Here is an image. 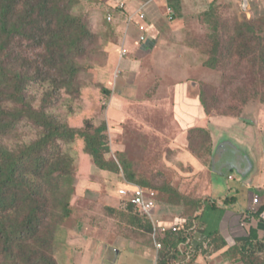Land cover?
<instances>
[{
	"label": "rangeland",
	"instance_id": "obj_1",
	"mask_svg": "<svg viewBox=\"0 0 264 264\" xmlns=\"http://www.w3.org/2000/svg\"><path fill=\"white\" fill-rule=\"evenodd\" d=\"M121 1L126 3L125 15L127 11H146L150 16L160 35L155 53L130 54L125 15L116 17L119 10L108 9V0H60L64 10L87 25L90 36L75 48L67 74L53 71L45 83L29 81L22 91L36 112L46 113L49 134L56 137L63 132L65 138H55L40 152L45 167L29 184L33 194L29 206L16 208L21 232L14 234L13 248L0 241V264H82L87 248L82 237L99 239L93 234L97 227L104 229L100 223L106 229L127 232L128 239H137L155 251L153 234L145 227L151 222L130 209L128 199L119 195L129 183L127 174L134 177L130 184L156 193L159 210L155 223L163 226L172 221L180 227L183 219L191 221L203 209V202L232 207L244 198L247 201L251 186L253 197L264 204V185L260 184L264 175L243 171L246 152L237 146L249 142L254 134L264 136V124L252 131L250 125L233 120L264 114V23L259 27L264 0H181L178 15L167 10L168 0H155L163 3L157 9L154 0ZM108 14L114 18L112 24L106 21ZM246 21L254 33H246ZM135 30L138 36L134 39L141 33L137 23L132 24L131 34ZM14 41V54L20 58H37L40 53L30 50L26 41ZM211 59L213 68L206 65ZM19 62L15 60L9 69L19 72ZM176 88L199 96L210 115L232 119L211 126L213 138L201 125L183 130L173 119ZM117 89L128 96L126 110L132 116H125L123 109L118 115L112 113ZM250 103L255 104L248 110L253 114L243 115V107ZM2 106L7 109L10 102ZM22 119L16 135L11 141L5 139L6 144L27 145L43 137V127ZM99 128L102 132L97 137ZM183 134L186 141L180 139ZM94 137L102 143L104 160L116 163L119 171L103 170L94 161L88 150ZM252 157L254 165L262 158L257 151ZM229 172L235 176L233 181ZM240 174H246L245 184L250 187L241 183ZM230 199L236 203L227 205L225 201ZM25 223L32 227L26 230ZM75 223L80 229L76 230ZM186 229L190 228H181ZM187 241L180 243L181 252L188 247ZM242 243L236 240L235 244ZM252 251H257V263L264 262V248L256 243L245 250L246 264H254ZM115 261L114 254L106 264H117Z\"/></svg>",
	"mask_w": 264,
	"mask_h": 264
},
{
	"label": "trees",
	"instance_id": "obj_2",
	"mask_svg": "<svg viewBox=\"0 0 264 264\" xmlns=\"http://www.w3.org/2000/svg\"><path fill=\"white\" fill-rule=\"evenodd\" d=\"M167 4L174 15L180 13V9H182L180 7L182 6L181 0H168ZM61 5L60 0H0V241H3L8 249L14 246V234L21 232V228H17L19 212L16 208L22 206L24 210L29 206L33 196L29 184L45 167L46 159L40 152L55 138L61 141H64L65 138L63 132H57L56 137L49 134L51 131L46 121V113L36 112L26 101L22 91L29 81L45 83L48 77L51 78L53 71L59 70L61 72L62 70L67 74L71 62L70 58L75 48L83 46L84 40L90 36L87 25L70 14L67 8L64 10ZM261 23H264V18L259 21L260 28ZM245 26L247 28L246 33L255 32L252 24L248 21H246ZM15 38L26 41L30 50L39 51L37 58L23 59L19 55H15L14 48L17 43L14 41ZM15 60L18 62L21 60L19 62L20 71L17 73L9 69ZM206 65L211 68L215 67L214 60L211 59ZM8 102H10V107L3 109L2 106V110L1 103ZM202 104L207 114L210 115L205 103L202 102ZM22 118L34 121L37 126L43 127L45 132L43 137L27 145L6 144L5 139L11 141L12 136L16 135L15 131L22 122ZM96 131L98 137L102 128ZM69 132L72 133L70 129ZM97 137L92 139L93 147H88V150H91L88 153L94 161L96 159V163L101 169L119 171L116 163L104 160L102 143L97 141ZM97 144L98 146H96ZM123 166L124 173H128L127 165L123 164ZM30 173L33 174L31 178L28 177ZM127 177L129 183H132L134 177L130 174H127ZM21 188L24 191L22 194H20ZM145 190L150 191L149 189ZM255 197H253L252 203L256 210L249 211L248 215L252 219L259 220L260 227L264 228V204L261 205L259 202L260 205L255 206ZM127 199L129 208H134L129 202L130 199L128 197ZM225 203L227 205L234 204L236 199H230ZM203 204L212 209H218L216 203L209 205L203 202ZM246 222L247 224L250 223L249 219H246ZM151 223H146L145 227L152 235L154 227ZM190 225V221L186 219L180 223L183 229L185 227L190 228ZM22 226L26 230L32 227L27 223L22 224ZM195 233L188 229L177 232L168 230L166 238L163 240L158 264H174L179 260L180 264H193L195 260L192 250L195 249ZM187 240H190L186 244L188 247L184 249V252H181L179 244ZM263 240L264 236H259L258 229L251 226L249 236L240 239V242L243 241L240 245L242 251L239 244L231 246L223 237L221 239L214 238L213 243L216 249L228 246L226 252L228 255L239 257L242 254L239 259L245 261L244 256L247 255L248 257L245 250L252 249L256 243L262 244V248H264ZM199 246L196 247L199 248ZM255 252L252 251L254 264H264V262L257 263L254 260V258H258ZM239 259L236 258V260Z\"/></svg>",
	"mask_w": 264,
	"mask_h": 264
},
{
	"label": "crops",
	"instance_id": "obj_3",
	"mask_svg": "<svg viewBox=\"0 0 264 264\" xmlns=\"http://www.w3.org/2000/svg\"><path fill=\"white\" fill-rule=\"evenodd\" d=\"M139 3L140 2H137V4ZM153 3H155V0ZM155 4L156 5H154V8L157 9L159 4H163V3H155ZM147 5L150 6L151 4L147 3ZM141 6L142 5H140L139 9L142 10ZM132 10H134V8H132ZM167 10H169L171 14V10L169 9V7ZM147 12L148 14H150V9H147ZM115 13H117V11ZM126 14L127 15L125 16H128L129 14L131 16H135V20H136V14H137L136 12L127 11ZM147 16L148 15H146V17ZM116 17L122 18V13L118 12L116 14ZM132 18L134 19V17ZM148 21L149 23L153 24L152 20L150 19V16H148ZM133 23L134 22L130 24H126L124 22L126 26L125 30H127L126 33L128 35L127 48L129 52H131L130 54L136 52H138L137 54H139V52L142 54H144V52L155 53L159 46L158 39L160 36L159 31L156 29L155 25L153 24L152 26L154 27L148 28V32L144 33L147 36V40L145 42H141L140 37L142 36V33H140V36L136 39H134V37L138 36L137 31L135 30L131 34V27ZM124 58L125 57L121 59L123 60L122 64H125ZM116 62H117V57L115 63ZM127 65L129 66L130 64L128 63ZM172 96H173V101L176 105L173 109V119L175 124L178 127L179 126L182 127L183 130L186 129L188 130V128L192 129L195 128V126L201 125L203 126V128L207 129L210 132L212 137L214 132H212L213 130L211 129V126H215L217 122H222L223 119H232L230 117L228 118V117L208 115L205 108H203L204 106L202 105L201 98L197 95L196 96L189 95V93L184 89L182 90L178 88L177 90L176 88L173 91ZM127 97H128L127 95H124L122 91H118L117 89L115 95L116 102L115 104L112 105L113 108H111L112 113L118 115V112L122 111V109L125 110V112H127L126 108H129L128 107L129 102L127 100L128 99ZM144 103L148 104L149 102H144ZM254 105L250 103L249 105L243 107V111H242L243 115L253 114L251 113V111L248 110L251 108L250 106H254ZM258 111L260 113L261 111H263V109L262 110L258 109ZM132 115L128 114V112L125 114V116L128 117ZM262 116H264V114H262ZM262 116L259 117L258 114L257 115L253 114V118H250L251 121L253 122L251 124L242 121L239 118L238 119L233 118V120H237L239 122L248 124L250 125L249 128L252 131H255V128H257L261 124L262 125L264 124V120L263 118H261ZM217 125L220 126V124ZM250 133L248 135H250ZM223 135L221 137H224ZM256 135L257 134H254V136L250 135L253 137L251 139H248L249 142L246 143L241 141L237 143V146L240 147L241 150L246 152V154H248L246 155L245 153H243L245 156V160L247 161V164L243 166L244 167L243 171L253 173V176L255 175L258 177L262 174L264 175V154H263L264 136L262 135V137L261 136L256 137ZM185 138L186 137L184 134L180 136V139L181 140L183 139V141L184 140L186 141ZM228 139H230V137H228ZM215 142L216 139L213 141V143ZM256 151L259 153V155L262 156V158L260 161H257L256 165H254L252 156H255ZM189 157H185V158L188 159ZM230 173L231 172H229L228 177L229 179L231 178V181H233L235 176H233ZM239 177L241 178V183H243V185L247 187V184H245L246 182H248L247 179L248 177L246 178V174H240ZM253 178L254 180L256 179V177ZM260 184L264 185V177L260 180ZM250 186L251 185H249L248 187ZM249 189L250 192L248 193H250L251 196L249 194L247 195L248 198L247 201H245L246 198H244L242 202H237L235 206L232 207L231 206L227 207L225 204L220 203L217 204L218 209L216 210L212 209L210 206L208 207L204 206L201 212L198 213V215H196V217L190 221L191 225L189 231L196 232L195 233L196 239L194 242L195 249L192 250L195 260L193 264H246L245 261H243L242 259L236 260L233 259V257L230 254L228 255L226 253L228 250V246L221 247L218 249L214 248L213 240L214 238L221 239V237H223L226 239L229 245L233 246L235 245L236 240L245 239L249 236V231L251 226L258 229L259 236L261 237L264 236V228L260 227L261 223L258 222L259 220L252 219L251 216L248 215L249 211L256 210L252 203V199H253V193H252L253 191H251L252 186ZM262 190H264V188ZM158 210L159 207H157L155 214L158 213ZM246 219H249L250 223L248 222L247 224ZM163 223L167 224L168 226L176 224L172 221L163 222ZM248 225L249 227H247ZM98 226H102L104 228L102 229L97 227V229L94 231L93 236L94 237L97 236L99 239L97 238L87 239L86 237H82L84 238L83 245L84 244L87 245V248L83 252L84 253L83 256H85L86 262L83 261L82 264H106L107 259L110 256H113L114 254L116 255L117 261L115 262H117V264H158L159 262L158 259L160 258L161 250L159 252L157 251L154 239L152 241H154L153 244L155 246L154 249L155 251H153L150 245L144 246L143 244L139 243L137 239L134 240L128 239V237L125 236V234H128L127 232H123V231L122 233L116 232L117 228H114V230H112V228L106 229L105 226L101 225V223L98 224ZM75 227L77 228L76 230L80 229L79 223L77 224L75 223ZM72 231L73 229L68 228L67 232L69 234H74L72 233ZM80 239L81 236L78 240V247H80V243H81ZM200 239H202V241H200ZM197 245L199 246V248L196 247ZM79 252L80 254L82 253L81 251ZM174 264H180V263L177 261Z\"/></svg>",
	"mask_w": 264,
	"mask_h": 264
},
{
	"label": "built area",
	"instance_id": "obj_4",
	"mask_svg": "<svg viewBox=\"0 0 264 264\" xmlns=\"http://www.w3.org/2000/svg\"><path fill=\"white\" fill-rule=\"evenodd\" d=\"M108 2H110L108 9H113L114 11L119 10L120 13L125 15L126 11H123V9L124 4L126 5V3L124 1L108 0ZM146 15V11H141L136 14V20L135 16H131L130 14L124 18V22L126 24H130L132 22L137 23V27H139V30L142 33V36L140 37L141 42H145L147 40V36L144 33H147L148 28L152 27V24L146 21ZM132 17H134V19ZM106 20L111 23L114 21V18L111 14H108ZM121 56H123V53H121ZM119 195L122 198L128 197L130 199L129 202L132 203L136 212L141 214L144 218H148L152 222L154 226L153 239L155 240V246L158 252L163 248V240L166 238V233L168 230H173L174 232L181 230L179 223L173 224L171 226H163L159 225V223H155L157 217L155 214L157 210V198L154 191H148L135 184L127 183V185H125L124 188L119 191ZM258 203V197H255L254 204L256 205ZM188 242L189 240L187 243Z\"/></svg>",
	"mask_w": 264,
	"mask_h": 264
},
{
	"label": "water",
	"instance_id": "obj_5",
	"mask_svg": "<svg viewBox=\"0 0 264 264\" xmlns=\"http://www.w3.org/2000/svg\"><path fill=\"white\" fill-rule=\"evenodd\" d=\"M242 120L245 121V122H247V123H250V124L253 123V122L251 121V119L246 118V117H244Z\"/></svg>",
	"mask_w": 264,
	"mask_h": 264
},
{
	"label": "clouds",
	"instance_id": "obj_6",
	"mask_svg": "<svg viewBox=\"0 0 264 264\" xmlns=\"http://www.w3.org/2000/svg\"><path fill=\"white\" fill-rule=\"evenodd\" d=\"M171 14H172V11H171ZM107 21V20H106ZM147 21H148V16H147ZM108 22V21H107Z\"/></svg>",
	"mask_w": 264,
	"mask_h": 264
}]
</instances>
